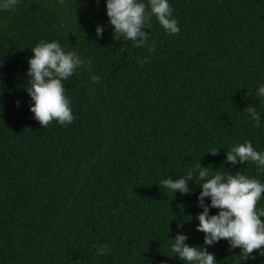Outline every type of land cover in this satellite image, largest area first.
<instances>
[{"label":"trees","instance_id":"obj_1","mask_svg":"<svg viewBox=\"0 0 264 264\" xmlns=\"http://www.w3.org/2000/svg\"><path fill=\"white\" fill-rule=\"evenodd\" d=\"M169 4L180 32L165 35L153 17L140 48L113 39L105 0H19L0 12V264H184L169 239L180 231L203 245L200 189L190 182L192 194L174 195L160 181L200 163L264 182L254 164L225 163L246 140L264 151V127L246 117L255 107L264 123V0ZM41 41L92 61L64 81L67 127H43L29 110L27 60ZM94 245L110 251L96 256ZM207 251L244 264L227 241Z\"/></svg>","mask_w":264,"mask_h":264},{"label":"clouds","instance_id":"obj_2","mask_svg":"<svg viewBox=\"0 0 264 264\" xmlns=\"http://www.w3.org/2000/svg\"><path fill=\"white\" fill-rule=\"evenodd\" d=\"M105 4L113 39L131 41L133 47L149 44L151 32L144 30L150 29L153 17L165 35L174 36L180 32L169 0H147L146 3L145 0H105ZM18 5L19 0H0V12L13 13ZM104 30V26L97 25V38L103 37ZM30 50L26 91L31 100L29 110L33 118L46 128L53 121L63 127L71 125L75 117L64 81L80 69L90 72L91 59L86 60L74 51L65 50L58 41H41ZM138 63L142 67L146 60ZM90 81L97 84L100 77L92 75ZM256 97L264 100V83L257 85ZM19 103L17 101V107ZM246 112L254 127H264L255 107H248ZM209 153L215 155L218 151L213 149ZM225 163L233 166L251 163L256 166L258 175L264 174V151H257L251 141L246 140L226 151ZM190 182H195L200 189L197 205L202 211L195 219L198 221L196 231L204 234L203 245L190 246L187 243L189 237L178 231L173 239H169L170 252L184 264H218L215 255L207 248L224 240L229 250L239 249L244 264L250 259L255 260L256 256L264 257V207L258 206L264 200V182L241 172L214 171L198 163L186 175L176 179L168 177L158 186L174 195H190ZM206 198L210 203H205ZM213 209L216 214H210ZM94 248L96 256L107 255L110 251L105 245H94Z\"/></svg>","mask_w":264,"mask_h":264}]
</instances>
